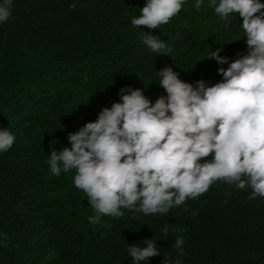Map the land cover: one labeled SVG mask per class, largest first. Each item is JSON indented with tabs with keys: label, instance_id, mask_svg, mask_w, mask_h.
Instances as JSON below:
<instances>
[{
	"label": "trees",
	"instance_id": "16d2710c",
	"mask_svg": "<svg viewBox=\"0 0 264 264\" xmlns=\"http://www.w3.org/2000/svg\"><path fill=\"white\" fill-rule=\"evenodd\" d=\"M195 2L149 29L131 24L145 0H12L0 22V130L16 138L0 152V264H135L129 246L149 240L160 254L140 264H264V197L250 200V187L217 181L166 214L122 209L123 217L90 224L95 213L75 169L57 176L48 163L51 151L71 147L69 133L121 102L122 88L141 89L154 104L167 96L164 67L212 86L222 80L218 68L248 54L238 14L226 28L208 0L199 11ZM144 34L172 51L152 52ZM216 49L228 63L207 58Z\"/></svg>",
	"mask_w": 264,
	"mask_h": 264
},
{
	"label": "clouds",
	"instance_id": "9594fccd",
	"mask_svg": "<svg viewBox=\"0 0 264 264\" xmlns=\"http://www.w3.org/2000/svg\"><path fill=\"white\" fill-rule=\"evenodd\" d=\"M184 2L145 0L131 24L156 29L178 15ZM203 5L204 0H196L194 7L199 11ZM208 6L226 28L229 17L238 14L250 49L226 69H217L220 82L206 86L200 80L193 86L166 66L158 72L166 97L153 104L141 89L122 88L127 94H121V102L68 134L70 148L51 151L48 163L54 175L75 169L74 185L95 213L88 223L98 224L104 215L123 217L122 209L166 214L217 181L241 190L250 187V200L264 197V4L208 0ZM11 9L12 0L0 2V22L10 18ZM143 43L160 55L172 51L157 36L144 34ZM220 51L207 58L228 63ZM15 139L7 129L0 130V152L8 151ZM162 231L167 235L169 226ZM183 244L182 237L175 240L181 252ZM128 252L135 264L160 254L150 240L145 247L129 246Z\"/></svg>",
	"mask_w": 264,
	"mask_h": 264
}]
</instances>
